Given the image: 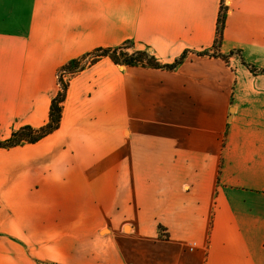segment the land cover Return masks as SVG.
Wrapping results in <instances>:
<instances>
[{
	"label": "crops",
	"instance_id": "crops-1",
	"mask_svg": "<svg viewBox=\"0 0 264 264\" xmlns=\"http://www.w3.org/2000/svg\"><path fill=\"white\" fill-rule=\"evenodd\" d=\"M223 4L229 61L198 54ZM126 41L188 56L103 58L58 130L0 148V264H264V74L242 64L264 70V0H0V139L49 121L63 65Z\"/></svg>",
	"mask_w": 264,
	"mask_h": 264
},
{
	"label": "trees",
	"instance_id": "trees-1",
	"mask_svg": "<svg viewBox=\"0 0 264 264\" xmlns=\"http://www.w3.org/2000/svg\"><path fill=\"white\" fill-rule=\"evenodd\" d=\"M227 16V9L223 4L218 18L217 26V37L213 45L214 56H220L224 60H229L232 56H238L239 53L232 52L228 56L219 55L217 52L220 48ZM210 52L200 53V55H208ZM188 53L185 52L179 59H177L172 64H163L152 52L148 49H138L132 41H126L120 46L109 47V48H98L92 52H89L77 59H73L63 65L58 74V84L60 90L53 98L51 107L49 121L42 127L34 128L32 126H24L16 131H14L10 138L7 140H0V148L11 149L18 146H23L26 144H35L48 137L50 134L54 133L60 128L64 102L66 101L67 92L69 89V81H65V74L71 76L83 71L86 67L97 63L103 58L110 59L115 65L125 66V67H142L150 69H161L173 71L177 69L187 58ZM86 62V63H85ZM85 63V64H83ZM242 64L252 71L257 73V69L252 65H249L242 60ZM264 74V71L261 72Z\"/></svg>",
	"mask_w": 264,
	"mask_h": 264
},
{
	"label": "rangeland",
	"instance_id": "rangeland-1",
	"mask_svg": "<svg viewBox=\"0 0 264 264\" xmlns=\"http://www.w3.org/2000/svg\"><path fill=\"white\" fill-rule=\"evenodd\" d=\"M136 48H138L137 46H136ZM138 49H140V48H138ZM146 49V48H145ZM150 51V50H149ZM150 52H152V51H150ZM198 54H200V53H198ZM215 54H214V51H213V53H210V54H208V55H206V56H214ZM203 56H205V55H203ZM238 58H239V56H238ZM230 60V59H229ZM228 60V61H229ZM231 62V61H230ZM230 62H229V65H230ZM86 63V62H85ZM85 63H83V64H85ZM89 67V66H88ZM87 68V67H86ZM257 69V68H256ZM232 70H235L234 68H232ZM249 70V69H248ZM250 71V70H249ZM262 71H264V70H259V69H257V73H253L252 71H250L252 74H262L261 72ZM59 72V71H58ZM58 74L59 73H57V85H58V91L60 90V86H59V84H58ZM75 75H77V74H75ZM75 75H73V76H71V75H69V74H65V81H71V79L75 76ZM58 93V92H57ZM230 110H232V109H230ZM10 138V137H9ZM1 140V139H0ZM7 140V139H6ZM2 141H4V140H2Z\"/></svg>",
	"mask_w": 264,
	"mask_h": 264
}]
</instances>
